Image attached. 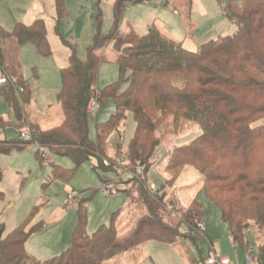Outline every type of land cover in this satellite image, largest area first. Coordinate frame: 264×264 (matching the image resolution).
I'll list each match as a JSON object with an SVG mask.
<instances>
[{
  "label": "trees",
  "instance_id": "obj_1",
  "mask_svg": "<svg viewBox=\"0 0 264 264\" xmlns=\"http://www.w3.org/2000/svg\"><path fill=\"white\" fill-rule=\"evenodd\" d=\"M145 1L148 0H115L114 21L108 32L102 30L99 14V27L85 60L78 57L75 47L64 41L70 50L69 64L61 69L59 101L64 119L48 129L37 128L28 118L31 89L24 82L21 70L7 64L3 52L6 40L16 37L20 44L33 42L42 55L51 54L46 23L42 18L31 24L18 22L13 30L0 24V67L16 80V85L9 83L0 89L15 112L13 124L38 131L34 140L56 154L71 157L79 166L105 154L108 139L114 132L124 138L122 123L129 111L136 127L129 142L127 163L134 169L143 165L147 171L157 146L168 142L169 136L178 135L161 129L163 118H168L172 131L193 123L199 125L201 132L195 138L175 145L169 153L166 168L172 176L168 183L171 185L186 166L197 168L203 176L206 195L219 207L221 217L230 226L233 243L248 247L247 232H257L260 264H264V240L261 241L264 178L258 176L264 175V0L222 2L223 16L237 25L236 32L203 42L197 50L185 47L156 24L142 34L133 29L123 31L120 24L127 6ZM56 7L57 19L66 15L65 0H56ZM110 45L118 51L120 80L105 87L101 100L113 98L116 109L108 120L98 123L97 138L92 139L89 104L97 90L100 64L105 59L101 51ZM121 82L127 83L126 89L120 90ZM151 106L156 112L152 113ZM9 125L11 121L0 115V132ZM119 144L116 151L121 153L123 141ZM164 189L165 186V196ZM142 190L153 217L154 201L147 196L145 188ZM86 199L83 197L79 202L80 215L70 245L45 260L29 253L25 245L40 227L27 231L20 225L5 234V223L0 221V264H93L85 259L86 254L91 251L95 257L100 255L104 259L115 243L117 250L110 259L147 239L176 242L162 240L159 234L152 235L150 229L147 233L144 227L153 224L146 221L129 233L134 238L118 234L114 224L101 225L90 235L86 232L83 209ZM156 221L162 230L179 235L177 230ZM209 256L193 263L206 264Z\"/></svg>",
  "mask_w": 264,
  "mask_h": 264
},
{
  "label": "rangeland",
  "instance_id": "obj_2",
  "mask_svg": "<svg viewBox=\"0 0 264 264\" xmlns=\"http://www.w3.org/2000/svg\"><path fill=\"white\" fill-rule=\"evenodd\" d=\"M114 1L65 0L67 13L57 19L55 0L43 9L42 15L38 11L36 13V0H2L0 22L4 28L12 30L15 23L39 15L46 23L52 53L42 55L33 42H25L23 47L24 82L31 89L27 114L37 128L54 127L64 119L59 101L61 68L68 63L70 54L64 41L75 47L79 58L87 59L88 47L94 42L99 27L98 15H101L104 32H108L113 25ZM179 1L176 0L175 4V0H148L129 4L121 19V29H133L142 34L156 22L166 34L184 42L185 47L192 50H197L203 42L236 32L237 25L225 20L222 14L220 2L227 0ZM174 5L181 12L180 19L191 37L174 35L164 26L165 20L174 13ZM189 16L198 25L195 34ZM101 52L105 59L100 64L96 85L100 95L107 85L120 80L116 62L118 51L110 45ZM126 88L127 83L121 82L120 90ZM150 108L152 113L156 112L153 106ZM115 109L114 99L109 98L89 117L92 139L97 138L98 123L108 120ZM0 115L11 121V125L0 132V221L5 223V234L20 225L27 231L40 227L25 243L27 251L36 258L45 260L54 257L70 245L80 215L79 202L87 197L83 209L86 214V232L90 235L101 225L110 227L114 224L118 234H127L130 238L129 233L141 228L146 221L147 224H153L144 227L146 232L150 229L152 235L159 234L162 240H176L172 244L147 239L138 247L110 259L117 250L115 243L104 259L100 255L95 257L91 251V254H86L85 259L93 264H194L193 261L196 263L210 254L227 256L234 264H260L257 232H247L248 247L233 243L230 226L221 217L219 207L206 195L203 176L197 168L186 166L171 185L168 183L172 176L166 168L169 153L175 145L195 138L201 132L199 125L193 123L172 131L168 118H163L161 129L167 134L177 132L178 135L169 136L171 139L168 142L157 146L152 165L147 171L143 165L134 169L127 163L129 142L136 127L129 111L122 123L124 138L114 132L108 139L105 154L100 158L92 157L79 166L71 157L56 154L43 146L46 156L51 160L49 165H45V155L38 147L39 142L33 140L27 144L21 139V131H28L29 127L21 128L13 124L16 122L15 112L1 91ZM120 141H123L121 153L116 151ZM258 176L264 178V175ZM109 182L118 190L116 195L103 190ZM142 188L154 201L156 210L153 217L145 205ZM73 191L77 194L74 195ZM156 220L177 230L179 235L162 230L161 224L154 223L158 222ZM199 220L206 221L207 230L204 234H200L197 228ZM250 248L253 256L251 261L247 258Z\"/></svg>",
  "mask_w": 264,
  "mask_h": 264
},
{
  "label": "crops",
  "instance_id": "obj_3",
  "mask_svg": "<svg viewBox=\"0 0 264 264\" xmlns=\"http://www.w3.org/2000/svg\"><path fill=\"white\" fill-rule=\"evenodd\" d=\"M52 1L54 0H36L35 3V9H36V13L38 11V14L42 15L43 13V9H45L47 7L48 4L52 3ZM179 1V0H178ZM2 0H0V4H1ZM146 2V1H145ZM179 2H182V0H180ZM225 2V1H224ZM176 0H175V4H176ZM183 3V2H182ZM222 3V2H220ZM55 5H56V0H55ZM174 13H172V15L170 17H174V18H170L168 17L165 20V25L167 27V30L172 33V34H183V35H189L187 32V29L185 28L186 25L182 22V19H180V11L178 9H176V5H174ZM222 9V7H221ZM56 14H57V7H56ZM223 14V11H222ZM36 16L33 19H28L27 21L22 23L25 24H31L33 23L36 19L42 18L41 16ZM174 15V16H173ZM190 17V16H189ZM224 17V16H223ZM57 18V15L56 17ZM225 19V18H224ZM57 20V19H56ZM190 26L192 28V30L195 32L198 29V25L196 23H193L195 21H193L190 17ZM226 20V19H225ZM228 21V20H227ZM21 22V21H20ZM230 22V21H229ZM18 23V22H17ZM0 24L2 25V23L0 22ZM153 24H156V22H153ZM151 24V25H153ZM16 25V23H15ZM151 25H149L151 27ZM157 25V24H156ZM149 27V28H150ZM160 27V26H159ZM8 30V29H7ZM13 30V29H12ZM193 34V35H194ZM184 43V42H183ZM25 46V44H20V42L18 41V39L16 37H10L6 40V42L3 45V52H4V56L6 59V62L9 66H15L16 68L20 69L21 72L23 73V79H24V59H23V47ZM70 55V54H69ZM69 64V59H68V63L66 64V66ZM65 67V66H63ZM62 67V68H63ZM61 68V69H62ZM25 81V80H24ZM3 86V85H2ZM2 86H0V88H2ZM3 140V139H2ZM210 256H212V254H210Z\"/></svg>",
  "mask_w": 264,
  "mask_h": 264
},
{
  "label": "built area",
  "instance_id": "obj_4",
  "mask_svg": "<svg viewBox=\"0 0 264 264\" xmlns=\"http://www.w3.org/2000/svg\"><path fill=\"white\" fill-rule=\"evenodd\" d=\"M9 83L16 85V80H12L10 77H8V75L6 74L4 69L0 67V85H6ZM20 90L24 91V88L21 87ZM99 93L100 92H98V90H96L91 101H90L89 112L91 115L95 114L101 106V103H102L101 102V95ZM37 132L38 131H36V130L22 131L21 132V139L24 141V143L25 142L31 143L35 139V135ZM38 147H40L41 151L45 155L44 164L49 165L51 160L48 156H46L44 147L40 144L38 145ZM103 190L106 191L108 194H111V195H116L118 193V190L110 182L106 183V185H104ZM73 194L75 195V194H77V192L73 191ZM197 228H198L200 234H204L207 230L206 221L205 220H199L197 222ZM251 252H252V249L250 248L249 254L247 257L249 261H251L253 259ZM206 264H234V263L227 256L212 255V256H209Z\"/></svg>",
  "mask_w": 264,
  "mask_h": 264
}]
</instances>
